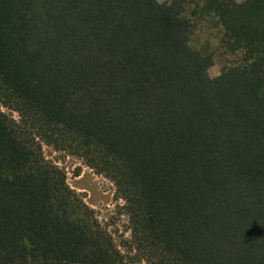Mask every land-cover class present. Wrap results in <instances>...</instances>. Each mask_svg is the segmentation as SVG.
Returning <instances> with one entry per match:
<instances>
[{
	"label": "trees",
	"instance_id": "obj_1",
	"mask_svg": "<svg viewBox=\"0 0 264 264\" xmlns=\"http://www.w3.org/2000/svg\"><path fill=\"white\" fill-rule=\"evenodd\" d=\"M44 144L115 183L127 253ZM140 262L264 264V0H0V264Z\"/></svg>",
	"mask_w": 264,
	"mask_h": 264
},
{
	"label": "rangeland",
	"instance_id": "obj_2",
	"mask_svg": "<svg viewBox=\"0 0 264 264\" xmlns=\"http://www.w3.org/2000/svg\"><path fill=\"white\" fill-rule=\"evenodd\" d=\"M241 1V0H239ZM222 31L212 21H202L192 37V45L214 53L215 63L210 68L211 76L220 74L222 67L236 56L224 53L221 48ZM2 110L18 118V114L6 106ZM47 159L58 164L67 175V182L90 205L101 222L113 235L122 251H129L128 240L131 238L129 216L125 201L119 198L115 183L104 174L88 166L84 160L70 153L57 151L53 146L44 144ZM145 264V263H136Z\"/></svg>",
	"mask_w": 264,
	"mask_h": 264
}]
</instances>
